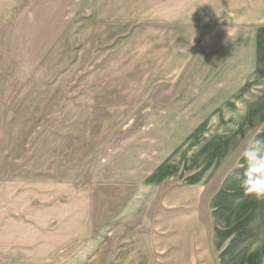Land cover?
Returning <instances> with one entry per match:
<instances>
[{
  "label": "rangeland",
  "instance_id": "obj_1",
  "mask_svg": "<svg viewBox=\"0 0 264 264\" xmlns=\"http://www.w3.org/2000/svg\"><path fill=\"white\" fill-rule=\"evenodd\" d=\"M262 32L264 0H0V264H214L224 167L182 161L263 130Z\"/></svg>",
  "mask_w": 264,
  "mask_h": 264
},
{
  "label": "crops",
  "instance_id": "obj_2",
  "mask_svg": "<svg viewBox=\"0 0 264 264\" xmlns=\"http://www.w3.org/2000/svg\"><path fill=\"white\" fill-rule=\"evenodd\" d=\"M262 33L264 35V32ZM258 40L259 38L257 44ZM263 77L264 74L256 72L257 79ZM262 120L264 121V114L257 119L259 122ZM248 122L252 123L250 120ZM263 134L264 128L255 140ZM198 141L199 136L197 143ZM195 145L192 146L190 155L182 161L183 164L186 160V169L192 173L190 178L194 182L200 183L202 175L206 173L202 172L204 168H207L209 178L215 174L217 166L222 164L224 168L219 183L213 180L208 185H213L206 203L210 231L206 232V235L191 232L190 243L192 242L193 246H204L206 252L213 254L214 264H264V208L260 207V199L243 189L241 180L235 183L232 180L240 171L244 175L245 162L241 158L236 166L228 163L232 157L230 136L227 135L218 142L214 135L199 148L194 149ZM199 151H207L206 156L199 157ZM260 211L261 214L258 213Z\"/></svg>",
  "mask_w": 264,
  "mask_h": 264
},
{
  "label": "clouds",
  "instance_id": "obj_3",
  "mask_svg": "<svg viewBox=\"0 0 264 264\" xmlns=\"http://www.w3.org/2000/svg\"><path fill=\"white\" fill-rule=\"evenodd\" d=\"M260 144V141L250 139L241 154L245 162L243 186L258 199L264 198V151L261 150Z\"/></svg>",
  "mask_w": 264,
  "mask_h": 264
}]
</instances>
